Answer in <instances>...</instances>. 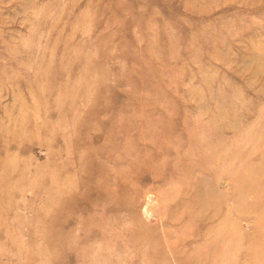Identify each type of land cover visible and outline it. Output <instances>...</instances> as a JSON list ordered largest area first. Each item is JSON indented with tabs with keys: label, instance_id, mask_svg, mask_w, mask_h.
I'll list each match as a JSON object with an SVG mask.
<instances>
[{
	"label": "rangeland",
	"instance_id": "rangeland-1",
	"mask_svg": "<svg viewBox=\"0 0 264 264\" xmlns=\"http://www.w3.org/2000/svg\"><path fill=\"white\" fill-rule=\"evenodd\" d=\"M0 264H264V0H0Z\"/></svg>",
	"mask_w": 264,
	"mask_h": 264
}]
</instances>
